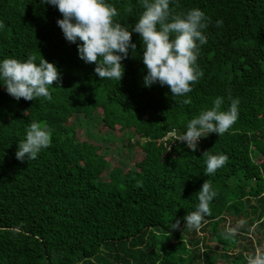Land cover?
Returning <instances> with one entry per match:
<instances>
[{
	"label": "trees",
	"instance_id": "16d2710c",
	"mask_svg": "<svg viewBox=\"0 0 264 264\" xmlns=\"http://www.w3.org/2000/svg\"><path fill=\"white\" fill-rule=\"evenodd\" d=\"M106 2L129 30L143 11L140 0ZM170 8H199L211 21L196 62L203 76L182 97L167 85H143L138 33L121 81L100 80L95 64L65 40L55 6L0 0V62L31 55L39 64L43 57L61 75L49 86L51 101H17L0 79V109L18 106L0 115V264H247L256 248L264 250V0H170ZM229 96L240 103L228 132L201 138L195 152L176 140L217 97L226 111ZM79 115L132 131L128 144L143 157L109 169L102 146L79 138L73 123ZM34 121L51 130V145L21 162L18 143ZM206 151L228 157L214 175H204ZM205 180L218 193L212 214L199 230L183 229ZM176 220L181 230L171 229ZM241 221L237 235L225 239Z\"/></svg>",
	"mask_w": 264,
	"mask_h": 264
},
{
	"label": "clouds",
	"instance_id": "9594fccd",
	"mask_svg": "<svg viewBox=\"0 0 264 264\" xmlns=\"http://www.w3.org/2000/svg\"><path fill=\"white\" fill-rule=\"evenodd\" d=\"M42 4L55 6L62 19L57 20L67 42L77 44L78 56L86 64H95V74L100 80H116L124 76L122 61L127 59L129 51L136 50L132 34L138 33L142 40V62L147 70L143 85L150 88L153 84L167 85L171 95L182 97L192 91V85L203 76L197 62L200 46L207 43L204 30L210 18L199 8L186 12H176L170 8V0H140L142 13L129 30L114 20L119 15L117 8L106 0H41ZM223 21H216L222 26ZM0 27L3 24L0 23ZM79 41L80 43H77ZM35 56L26 61L7 58L0 62V79L7 93L19 101H33L38 98L52 100L49 86L58 83L61 75L57 67L42 57L39 64ZM230 105L221 111L223 97H217L210 109L202 110L198 116L187 123V130L176 140L186 142L195 152L201 138L211 133L222 136L236 123L239 116V99L228 97ZM183 104L191 103L190 98ZM51 145V130L46 124L32 122L26 129V137L20 140L15 153L17 160H35L42 149ZM206 168L204 175H214L223 167L226 155L203 153ZM218 195L209 181L205 180L196 193L199 203L196 210L188 213L183 220L184 227L199 230L205 216H210L211 201ZM243 221L236 227H229L225 239L234 238ZM172 230H181V221L171 225ZM247 264H264V250L256 248L254 255H249Z\"/></svg>",
	"mask_w": 264,
	"mask_h": 264
},
{
	"label": "rangeland",
	"instance_id": "374dc122",
	"mask_svg": "<svg viewBox=\"0 0 264 264\" xmlns=\"http://www.w3.org/2000/svg\"><path fill=\"white\" fill-rule=\"evenodd\" d=\"M140 73H142V69ZM17 107V102L10 103L9 107H2L0 109L1 117L4 118L6 115L5 112L9 109L14 110ZM24 108L22 107V110ZM96 116L98 115L96 114ZM73 123L77 125L76 130L81 140L92 141L102 146L108 155V159H110L109 169L114 166H121L122 168L132 167L134 162L143 157V151L140 147L135 146L132 148L128 144L133 132L130 130L123 131L118 124L107 126V123L102 121L101 116L96 119H89L83 115L76 116ZM232 222L233 219L229 218L227 224L231 225ZM253 230L250 235L254 238L256 234Z\"/></svg>",
	"mask_w": 264,
	"mask_h": 264
},
{
	"label": "built area",
	"instance_id": "2783aa9c",
	"mask_svg": "<svg viewBox=\"0 0 264 264\" xmlns=\"http://www.w3.org/2000/svg\"><path fill=\"white\" fill-rule=\"evenodd\" d=\"M170 136H174V137H177L176 134L173 132V133H170ZM167 144V143H166Z\"/></svg>",
	"mask_w": 264,
	"mask_h": 264
}]
</instances>
